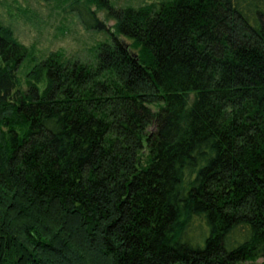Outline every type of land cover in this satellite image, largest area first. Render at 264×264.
<instances>
[{
  "label": "trees",
  "instance_id": "obj_1",
  "mask_svg": "<svg viewBox=\"0 0 264 264\" xmlns=\"http://www.w3.org/2000/svg\"><path fill=\"white\" fill-rule=\"evenodd\" d=\"M78 1L90 62L0 24V264L264 257V0Z\"/></svg>",
  "mask_w": 264,
  "mask_h": 264
},
{
  "label": "rangeland",
  "instance_id": "obj_2",
  "mask_svg": "<svg viewBox=\"0 0 264 264\" xmlns=\"http://www.w3.org/2000/svg\"><path fill=\"white\" fill-rule=\"evenodd\" d=\"M110 1L115 6H123L159 0ZM78 2L83 3L82 0ZM88 6L96 11L108 29H112L115 20L107 17L104 9H98L93 3ZM75 12L69 7V0H0V24L9 26L17 41L30 48L34 58L59 51L65 58L90 62L95 57L93 46L100 41H110V34L104 30L85 29ZM25 66L23 62L20 71ZM241 264H264V257Z\"/></svg>",
  "mask_w": 264,
  "mask_h": 264
}]
</instances>
